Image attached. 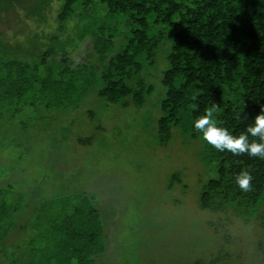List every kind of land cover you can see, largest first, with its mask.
<instances>
[{
  "label": "trees",
  "instance_id": "trees-1",
  "mask_svg": "<svg viewBox=\"0 0 264 264\" xmlns=\"http://www.w3.org/2000/svg\"><path fill=\"white\" fill-rule=\"evenodd\" d=\"M49 1L0 0V18L20 7L40 23ZM97 2L104 9L98 18L89 15ZM74 12L90 16L75 26L81 29L79 38L90 42L96 94L122 107L144 104L153 87L142 74L143 66L152 65L167 42L157 143L168 144L175 128L185 141L196 144L198 160L214 172L201 185L198 208L244 222L257 217L264 227V161L217 151L193 127L215 104L217 125L238 136L264 110V0H62L57 26L46 33V40L58 42ZM122 18L129 28L121 48L113 51ZM22 44L0 34V117H14L28 106L60 105L72 97L81 77L78 68L65 65L69 57L63 45H58L59 52L47 47L29 61ZM194 93L198 95L192 101ZM254 139L259 142L249 136L250 142ZM241 170L253 176L249 193L234 182ZM182 178L181 171L172 172L167 187H185ZM20 215V202L0 187V264H97L107 248L106 220L86 195L73 202L60 197L42 201L28 220Z\"/></svg>",
  "mask_w": 264,
  "mask_h": 264
},
{
  "label": "rangeland",
  "instance_id": "rangeland-1",
  "mask_svg": "<svg viewBox=\"0 0 264 264\" xmlns=\"http://www.w3.org/2000/svg\"><path fill=\"white\" fill-rule=\"evenodd\" d=\"M61 1L48 2L40 23L20 7L0 18V34L23 43L29 61L47 47L59 52L61 44L68 51L65 65L81 72L74 94L62 104L28 106L14 117H0V187L20 202L19 218L31 219L42 201L73 202L86 195L106 220L107 248L97 264H264V227L257 217L244 222L198 208L201 185L214 172L198 160L196 144L175 128L168 144L156 141L167 42L154 63L143 66L153 87L144 104L107 102L96 94L90 42L79 38L75 26L91 15L101 17L104 9L97 2L87 18L74 12L58 42H51L46 33L57 26ZM117 28L113 51L121 48L129 25L122 18ZM86 137L89 142H78ZM174 171L182 172L185 187H167Z\"/></svg>",
  "mask_w": 264,
  "mask_h": 264
},
{
  "label": "clouds",
  "instance_id": "clouds-1",
  "mask_svg": "<svg viewBox=\"0 0 264 264\" xmlns=\"http://www.w3.org/2000/svg\"><path fill=\"white\" fill-rule=\"evenodd\" d=\"M198 94H192L191 100L195 101ZM196 105L193 104V107ZM218 106L213 104L205 109L204 115L193 121L194 129L201 134L202 139L217 151H228L234 156L247 155L264 161V110L254 117V123L246 126L244 132L234 136L226 128L219 127L214 115L217 114ZM238 118V117H237ZM249 136L257 138L249 141ZM234 182L242 193L253 191V176L248 170H241L234 176Z\"/></svg>",
  "mask_w": 264,
  "mask_h": 264
}]
</instances>
